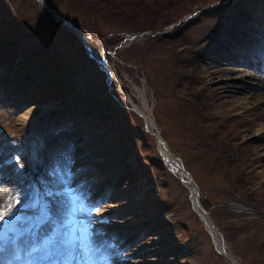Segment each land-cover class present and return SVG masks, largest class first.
Here are the masks:
<instances>
[{
	"label": "rangeland",
	"instance_id": "1",
	"mask_svg": "<svg viewBox=\"0 0 264 264\" xmlns=\"http://www.w3.org/2000/svg\"><path fill=\"white\" fill-rule=\"evenodd\" d=\"M45 1L89 31V51L74 30L46 12L39 0H0V49L8 54V58L0 55V80L4 66L8 71L19 56L20 64L28 69L55 77L58 90L34 87L37 101L31 105L24 101L22 107L21 92L7 89L8 85L4 97L14 102H0V125L27 130L24 126L31 117L41 118L69 94L87 101L83 106L78 101L72 105L69 117L75 125L67 136L61 135L67 144L50 150L53 166L37 170L42 174L38 189L47 198L46 205L52 206L55 215L62 212L63 203L50 189L66 184V173L76 170L69 178L74 182L90 172L93 189L102 192L90 210L97 215L86 219L88 224L79 234L87 249L97 241L95 230L103 227L123 236L122 243L127 245L134 238L127 253L135 255L124 257L122 264H230L213 249L210 236L192 210L187 187L157 161L153 135L145 131L143 119L129 105L130 97L141 92L156 129L199 187L203 205L221 228L237 264H264V95L229 102L225 92L220 95L221 87L214 88L212 82L201 79V70L194 74L200 67L194 52L210 48L206 43L213 45L210 39L216 34L230 39L227 30L234 24L240 29L239 36L258 34L262 38L257 31L260 19L247 5L255 0ZM206 8L211 9L197 14V9ZM259 9L264 12V0ZM87 52L105 59L113 73L109 81L100 62L90 59ZM231 57V67L237 68ZM233 79L236 77L229 76L216 84L231 89ZM251 83L247 85L252 87ZM31 109L36 113L22 124L19 118ZM48 141L52 147L59 146ZM14 143L9 141L7 147ZM18 159L14 165L26 171V161ZM0 173L6 172L2 169ZM45 175L52 185L43 181ZM20 180L17 186L24 183V178ZM6 195V191L0 193V198ZM6 199L7 203L0 201V215L11 213L18 219L21 211L15 213L11 206L14 193ZM95 217H100L99 221ZM120 228L122 232H118ZM51 247L64 248L58 239Z\"/></svg>",
	"mask_w": 264,
	"mask_h": 264
},
{
	"label": "bare ground",
	"instance_id": "2",
	"mask_svg": "<svg viewBox=\"0 0 264 264\" xmlns=\"http://www.w3.org/2000/svg\"><path fill=\"white\" fill-rule=\"evenodd\" d=\"M239 31L240 29L236 27V25L234 24V26L231 29L227 30V34L230 39L228 38L222 39V34H216L214 35L215 37L213 36L214 37L213 39H210V42L213 43V45L209 44V42L206 43L207 48H208V45H210V48H208L205 52H202L199 50L194 52L199 58L198 64L200 66V67H196V69L194 70V74L195 72H199V70H201L203 72V75H201V79H205L210 83L212 82L213 83L212 87L214 88L221 87L219 89L220 95H223L221 92H225L223 96H226V100H229V102H237L238 100L242 101L243 99L242 97H246V96L248 97L251 95H255V98L258 96L256 99H259V95L261 96L264 95V43L261 44V46L259 47L256 46L257 42L247 43L246 39L241 38L242 35L240 36L238 35ZM74 32L77 34V36L79 35L82 37V33L80 31H74ZM251 36L256 41H261L262 39L258 35H255V36L251 35ZM84 37H85L86 43L87 41L89 42L88 37L90 36L84 33ZM239 37L241 40H237ZM222 40L226 41L225 45L222 44ZM86 46H87V50L89 51V46L88 45ZM225 46H233V47H230L229 49H227ZM238 49L239 51L237 52ZM252 53L257 55V58ZM91 55L97 58V60L100 62L102 66L105 67V69H108L105 59H103L102 61L100 60V58H98L97 55L95 54H91ZM230 56H232L231 58H234L237 68L231 67L233 62L230 61ZM222 58L224 60H228V59L229 60L227 62L218 60ZM112 75L113 73L111 72V70H109L108 76H112ZM229 76L236 77V79H233L232 82H229V84L231 85L230 86L231 89H229V86L224 87L223 85L219 83H218L219 85L216 84L218 81L219 82L222 80L226 81V78ZM214 78H217V81H214V80L211 81ZM244 79H246V81H249V82L243 81ZM238 82L240 83L238 84ZM251 82L254 84L252 87L247 85ZM223 84H225V82ZM130 99L132 102L131 105L133 104V107H135V109L140 114H142L144 121L149 124V126L151 127V130L156 132L155 124L150 115L151 110H150L149 105L147 104L148 102L146 98L144 97V94L140 92L139 95L137 96L132 95ZM259 108L260 110L263 109V107H261L260 105H259ZM263 112H264V109H263ZM35 113H36V110L31 109L27 113L23 114V116L20 117L19 119L21 120L23 124L26 121L25 119H28L31 115H34ZM158 147H159L161 154L166 156L167 159L171 161V156L173 155L170 152L167 145H165L162 141H160L158 144ZM261 172L264 173V167H262ZM13 174L15 175L16 173L13 172ZM12 181L13 180L8 179L7 176L5 177V174L0 173V184L3 185L2 188H0V193L3 194L5 191L2 189L5 188V186L9 182H12ZM191 199L194 200L193 195H191ZM200 211L198 210V215L203 220L205 216L203 215V213H200ZM206 222L208 221L206 220ZM206 222L204 223V225L206 226V228H208L209 226L206 225ZM212 234L214 235L213 236L214 242L218 244L219 241H218L217 235L215 234L214 231ZM223 248L225 250L224 256L227 259H229V261H231V264H237L238 262L236 261V259H234V256L230 255L228 251H226V248L224 246Z\"/></svg>",
	"mask_w": 264,
	"mask_h": 264
},
{
	"label": "water",
	"instance_id": "3",
	"mask_svg": "<svg viewBox=\"0 0 264 264\" xmlns=\"http://www.w3.org/2000/svg\"><path fill=\"white\" fill-rule=\"evenodd\" d=\"M66 22V21H65ZM67 24H69L70 26H73L71 23H68V22H66ZM75 27H77L78 28V26H75ZM186 177H187V179H188V181H190V178H189V175L187 174V172H186ZM201 210V209H200ZM203 212V211H202Z\"/></svg>",
	"mask_w": 264,
	"mask_h": 264
},
{
	"label": "snow or ice",
	"instance_id": "4",
	"mask_svg": "<svg viewBox=\"0 0 264 264\" xmlns=\"http://www.w3.org/2000/svg\"><path fill=\"white\" fill-rule=\"evenodd\" d=\"M11 215V213H9ZM5 217L3 215H0V219H4Z\"/></svg>",
	"mask_w": 264,
	"mask_h": 264
}]
</instances>
